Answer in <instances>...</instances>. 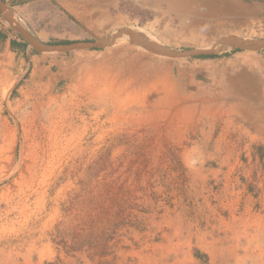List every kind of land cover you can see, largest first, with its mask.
Masks as SVG:
<instances>
[{"label":"rangeland","instance_id":"1","mask_svg":"<svg viewBox=\"0 0 264 264\" xmlns=\"http://www.w3.org/2000/svg\"><path fill=\"white\" fill-rule=\"evenodd\" d=\"M5 2L48 44L264 39L256 0ZM0 31V264H264V51L39 54Z\"/></svg>","mask_w":264,"mask_h":264},{"label":"water","instance_id":"2","mask_svg":"<svg viewBox=\"0 0 264 264\" xmlns=\"http://www.w3.org/2000/svg\"><path fill=\"white\" fill-rule=\"evenodd\" d=\"M0 15L6 23L10 24L20 34L21 38L28 45V47L39 54L63 55L93 50H104L114 47L120 39L123 38V36L129 37V43L132 46H139L151 55L172 60L213 57L226 53L229 50L249 52L264 51V39H245L229 36L220 39L216 43L215 48H219L218 51H215L214 49H193L180 52L171 50L162 44L142 39L132 29L120 30L111 36L98 39L96 41H78L68 44H48L37 39L24 26L14 19V13L5 0H0ZM1 44L2 40H0V45ZM228 47L230 49H226Z\"/></svg>","mask_w":264,"mask_h":264},{"label":"trees","instance_id":"3","mask_svg":"<svg viewBox=\"0 0 264 264\" xmlns=\"http://www.w3.org/2000/svg\"><path fill=\"white\" fill-rule=\"evenodd\" d=\"M0 40H6V36L1 31H0ZM68 43H70V42L63 43V44H68ZM12 46L13 47H19V48H24V47L27 46V44L26 43H18L16 41H12Z\"/></svg>","mask_w":264,"mask_h":264},{"label":"bare ground","instance_id":"4","mask_svg":"<svg viewBox=\"0 0 264 264\" xmlns=\"http://www.w3.org/2000/svg\"><path fill=\"white\" fill-rule=\"evenodd\" d=\"M14 19H15L16 21H18L16 18H14ZM18 22H19V21H18ZM19 23H20V22H19ZM20 24L22 25V23H20ZM134 32H135V31H134ZM136 32H137V31H136ZM136 32H135V33H136ZM136 34H137L140 38H142V39H145V40L148 39V38L146 39V37H147L146 34L143 33V32H141V31H140L139 33L137 32ZM123 37H128V36H123ZM121 39H122V38H121ZM228 48H229V47H228ZM211 49H214L215 51H218V50H219V48H215V46L212 47ZM205 50H210V49H205Z\"/></svg>","mask_w":264,"mask_h":264},{"label":"crops","instance_id":"5","mask_svg":"<svg viewBox=\"0 0 264 264\" xmlns=\"http://www.w3.org/2000/svg\"><path fill=\"white\" fill-rule=\"evenodd\" d=\"M257 2H256V8H258V6H260L259 8H261V9H263L264 10V1H262V0H256ZM18 2V1H17ZM13 4H15V3H10L8 6L11 8V7H13ZM2 32V31H1ZM4 35H5V33L4 32H2Z\"/></svg>","mask_w":264,"mask_h":264}]
</instances>
